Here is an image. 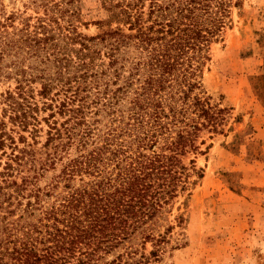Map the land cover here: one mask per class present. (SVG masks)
Wrapping results in <instances>:
<instances>
[{"label": "trees", "instance_id": "1", "mask_svg": "<svg viewBox=\"0 0 264 264\" xmlns=\"http://www.w3.org/2000/svg\"><path fill=\"white\" fill-rule=\"evenodd\" d=\"M145 1L101 0L92 36L77 0L0 6V264H122L137 239L156 255L203 176L184 158L231 112L203 82L231 0Z\"/></svg>", "mask_w": 264, "mask_h": 264}, {"label": "rangeland", "instance_id": "2", "mask_svg": "<svg viewBox=\"0 0 264 264\" xmlns=\"http://www.w3.org/2000/svg\"><path fill=\"white\" fill-rule=\"evenodd\" d=\"M30 2L0 0V6L10 12L23 10ZM77 2L88 23L80 24V30L90 36L105 30L93 24L107 16L101 0ZM211 58L203 82L216 102L231 107L224 131L212 138L204 133L202 153L184 158L188 166L194 159L203 176L192 173L195 184L156 224L154 230L161 233L173 225L159 244L161 249L156 245L153 255L152 243L143 249L137 239L134 248L139 251L124 255L122 264H131L127 259L135 264H264V0H231L230 21L211 45ZM46 129L44 124L36 150H41ZM51 175L48 172L40 184ZM121 251L106 255L104 261Z\"/></svg>", "mask_w": 264, "mask_h": 264}]
</instances>
